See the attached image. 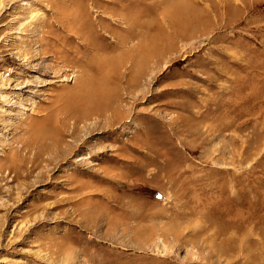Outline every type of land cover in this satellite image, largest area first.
I'll list each match as a JSON object with an SVG mask.
<instances>
[{"label": "rangeland", "instance_id": "obj_1", "mask_svg": "<svg viewBox=\"0 0 264 264\" xmlns=\"http://www.w3.org/2000/svg\"><path fill=\"white\" fill-rule=\"evenodd\" d=\"M218 1L0 0V264H264V0ZM154 34L143 92L76 127L84 38L125 81Z\"/></svg>", "mask_w": 264, "mask_h": 264}, {"label": "bare ground", "instance_id": "obj_2", "mask_svg": "<svg viewBox=\"0 0 264 264\" xmlns=\"http://www.w3.org/2000/svg\"><path fill=\"white\" fill-rule=\"evenodd\" d=\"M225 1L226 0H219L218 2L220 5H223ZM170 10L171 11L167 12L164 16L165 18L172 19L171 29L175 34H180L181 29L184 27L193 29V27L197 28V26H200L201 24V20L197 17V15L199 16L201 14V10L194 8L190 5L189 1L186 3L182 2L179 5H172ZM158 38L159 35L156 34L151 37L148 35V40H146V38L144 41L140 42L136 48L133 47V50L129 49L130 51H128L127 55L124 54L126 59L128 58L132 60L131 71L127 72L129 77H127L125 81L123 80V74L120 73V70L126 65L117 58L114 51L116 49L115 44H110L103 54L100 53L99 55L96 54L90 57L89 54L97 50L94 49L97 42L92 38H84V52L87 54L85 57H89L87 60H78L79 62H76L78 65L76 67V69H78V74L74 78V90L68 91L69 95L66 100V105L62 107L61 112L75 117L74 125L76 127L78 126V123H87L94 118L105 119L107 122L113 121L117 118L119 112L116 108H118L120 100L119 84H127V96L129 97L135 95L134 91H132L133 89L138 90V92H143V90L140 89L143 87V83L149 72L154 74L156 73V70L160 69L158 66L163 63L164 65L166 64L167 61L165 60V56L168 52L167 50L161 51L159 47L162 42L160 43V38ZM149 42L150 44L148 45ZM167 48L173 49V44H167ZM154 64H156V68L154 67ZM59 140L60 139L54 140L56 148H59L60 146Z\"/></svg>", "mask_w": 264, "mask_h": 264}]
</instances>
